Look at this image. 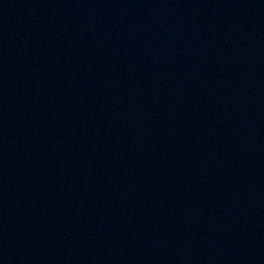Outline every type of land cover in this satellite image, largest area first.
<instances>
[{
    "label": "water",
    "instance_id": "water-1",
    "mask_svg": "<svg viewBox=\"0 0 264 264\" xmlns=\"http://www.w3.org/2000/svg\"><path fill=\"white\" fill-rule=\"evenodd\" d=\"M0 264H264V0H0Z\"/></svg>",
    "mask_w": 264,
    "mask_h": 264
}]
</instances>
